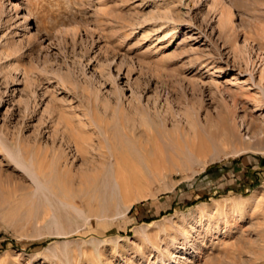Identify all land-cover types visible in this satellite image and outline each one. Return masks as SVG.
Wrapping results in <instances>:
<instances>
[{"label":"rangeland","instance_id":"rangeland-1","mask_svg":"<svg viewBox=\"0 0 264 264\" xmlns=\"http://www.w3.org/2000/svg\"><path fill=\"white\" fill-rule=\"evenodd\" d=\"M132 102L159 115L162 158L123 166L122 195L109 162L80 190L60 117L97 154L86 119L122 139ZM258 126L264 0H0V264H264ZM45 151L65 191L36 173Z\"/></svg>","mask_w":264,"mask_h":264},{"label":"bare ground","instance_id":"bare-ground-1","mask_svg":"<svg viewBox=\"0 0 264 264\" xmlns=\"http://www.w3.org/2000/svg\"><path fill=\"white\" fill-rule=\"evenodd\" d=\"M92 106H94L93 102ZM253 106L258 109L260 108L259 103H256ZM116 112L119 117L122 139L115 140L110 133V125L108 123L110 121H104L106 119L102 120V117L101 119H97L95 113H91L93 117L92 119H86L85 121L89 127H92L94 133L96 132V129H99L103 136L100 137L98 135L97 154L88 152L87 145H89V143L86 138L80 134H73L71 124L63 121V116L60 117L65 129L70 130V135L67 136V139L72 143L75 151L79 153V157H81L87 165L86 171L80 176V190L87 191L88 189H91V187H95L98 179L102 176L104 168H102V165L106 164L105 162H109V165L112 166L113 169L112 178L117 183L120 195H122L129 187V183H125L122 180L121 175H123V166H130L128 164L132 163L135 168L139 170V165L144 162L147 166V163L152 159V156L153 158L158 157L159 160L162 158V146L164 143V146H167V142L165 140V132L163 131L164 127H161V122L158 118L159 115L148 111L147 108L140 106L138 102H132L127 106L121 104L116 108ZM258 128L260 131L253 132L251 137L245 138L248 140L252 139V144L260 147L264 145V127L258 126ZM200 140L203 141V139ZM201 142H198V145H200ZM86 154H89V156ZM48 155L49 154L45 151L42 158L40 157V165H37L36 173H39L40 170V174L42 173L50 176L53 178L52 182L56 183L62 191H65L70 179L64 176L66 173H64V168L62 169L60 167L61 160L56 158L49 161L50 156ZM53 172L56 173V176H53Z\"/></svg>","mask_w":264,"mask_h":264}]
</instances>
